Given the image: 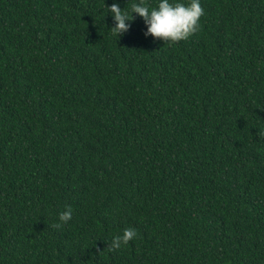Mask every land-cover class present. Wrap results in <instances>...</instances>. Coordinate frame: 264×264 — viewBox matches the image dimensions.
Listing matches in <instances>:
<instances>
[{
	"label": "trees",
	"instance_id": "1",
	"mask_svg": "<svg viewBox=\"0 0 264 264\" xmlns=\"http://www.w3.org/2000/svg\"><path fill=\"white\" fill-rule=\"evenodd\" d=\"M134 2L0 0V264H264V0L175 44Z\"/></svg>",
	"mask_w": 264,
	"mask_h": 264
},
{
	"label": "clouds",
	"instance_id": "2",
	"mask_svg": "<svg viewBox=\"0 0 264 264\" xmlns=\"http://www.w3.org/2000/svg\"><path fill=\"white\" fill-rule=\"evenodd\" d=\"M113 16L114 26L111 28L113 35L121 37L129 32L131 23L136 17L143 18L147 31L145 37L152 36L157 40H163L164 44H175L182 40H187L200 30V19L205 15L200 0H190L184 3H170V0H161L158 7L149 8L145 0H138L130 6V10L121 9L118 3H113L108 7ZM72 219V209L68 207L59 215L61 223L53 225L54 228H61L63 224ZM137 230L135 228L124 229L122 235H116L110 243L108 250L115 251L130 241L136 239Z\"/></svg>",
	"mask_w": 264,
	"mask_h": 264
}]
</instances>
